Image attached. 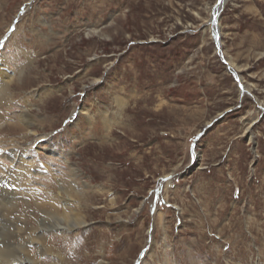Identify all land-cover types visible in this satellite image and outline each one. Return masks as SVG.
<instances>
[{
  "label": "rangeland",
  "instance_id": "374dc122",
  "mask_svg": "<svg viewBox=\"0 0 264 264\" xmlns=\"http://www.w3.org/2000/svg\"><path fill=\"white\" fill-rule=\"evenodd\" d=\"M216 4L0 0V114L45 119L0 149L30 153L36 188L84 193L55 204L69 224L29 204L40 254L0 219V262L264 264V0H225L219 43Z\"/></svg>",
  "mask_w": 264,
  "mask_h": 264
},
{
  "label": "bare ground",
  "instance_id": "6f19581e",
  "mask_svg": "<svg viewBox=\"0 0 264 264\" xmlns=\"http://www.w3.org/2000/svg\"><path fill=\"white\" fill-rule=\"evenodd\" d=\"M13 77L10 76L9 71L7 72V70H0V109L1 102L3 100L8 101L6 108L9 106L8 104L12 103L11 101H13L14 95L12 94V89L14 86H12V84L15 80ZM12 118H16L14 123L9 122L5 115L0 114V136L5 132L13 134L18 131L33 132L36 128L41 130L45 123V119L40 120L38 117L37 121H35L31 115V112L28 110L23 111L18 116ZM5 125L7 126L6 130H4ZM43 139H47V137L43 136L36 141H41ZM7 140L8 139H0V145H2V143ZM48 144L49 148L51 149V143L49 141ZM7 147H11V145H8ZM56 152L58 151L56 150ZM5 158L8 160L7 165L3 164V159ZM30 158L29 152L23 148L17 147L16 145L9 149H0V192L2 193L0 198V219L13 223L19 229V231L22 232L26 242L29 241L28 248L30 245H32V248L35 247L38 254H40L42 251L43 236L36 231L28 229L25 223L30 221L32 223L36 222V218H34L31 214L32 211H30L31 206L29 204H33L36 211L46 210L48 207L51 208V205H53L55 207V211L50 212V214L55 216H64L60 217L61 222L65 221L67 224H69L70 222L66 221L65 218L66 212H58V208L55 206V204L56 202L60 201L63 204L64 209H68V207L71 206V203L75 202V200L80 201V199H84L82 196L84 193H82L83 190L82 192L81 190H78L79 188L77 187V182L75 181L68 184H60L58 186L59 193L56 194V196L52 193V191L44 188H36L34 183L28 181L22 176V170L28 169V162ZM19 221H21L20 226L18 225ZM81 225L85 224L83 222V218L79 216L73 221V226L71 227H74L75 229V227H81ZM32 261L33 262L17 260L10 263L0 262V264H45L42 261ZM62 264L67 263L62 260Z\"/></svg>",
  "mask_w": 264,
  "mask_h": 264
},
{
  "label": "water",
  "instance_id": "95a60500",
  "mask_svg": "<svg viewBox=\"0 0 264 264\" xmlns=\"http://www.w3.org/2000/svg\"><path fill=\"white\" fill-rule=\"evenodd\" d=\"M223 1L224 0H220V2L219 3H217L215 6H214V8H213V10H212V14H211V26H212V33H213V37L215 38V41L216 42H218L219 43V41H218V39L216 40V38H217V24H216V17H217V14L220 12V10H221V5H223ZM218 43H217V45H218Z\"/></svg>",
  "mask_w": 264,
  "mask_h": 264
},
{
  "label": "snow or ice",
  "instance_id": "6c2138e0",
  "mask_svg": "<svg viewBox=\"0 0 264 264\" xmlns=\"http://www.w3.org/2000/svg\"><path fill=\"white\" fill-rule=\"evenodd\" d=\"M220 2V0H217V3H219ZM0 46H2V43H0Z\"/></svg>",
  "mask_w": 264,
  "mask_h": 264
}]
</instances>
